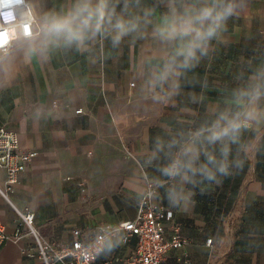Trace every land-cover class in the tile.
<instances>
[{"label": "clouds", "instance_id": "obj_1", "mask_svg": "<svg viewBox=\"0 0 264 264\" xmlns=\"http://www.w3.org/2000/svg\"><path fill=\"white\" fill-rule=\"evenodd\" d=\"M0 21L5 79L19 75L14 42L37 70L65 57L106 66L114 52L139 49L122 65L132 73L127 95L150 102L157 123L127 156L142 181L137 197L187 213L197 192L264 157V0H0Z\"/></svg>", "mask_w": 264, "mask_h": 264}, {"label": "crops", "instance_id": "obj_2", "mask_svg": "<svg viewBox=\"0 0 264 264\" xmlns=\"http://www.w3.org/2000/svg\"><path fill=\"white\" fill-rule=\"evenodd\" d=\"M242 44L226 52L222 61ZM21 47L26 45L14 42L9 57L19 75L5 79L0 71V125L25 132L27 146L39 153L21 173L10 200L0 192V228L14 234L20 226L22 233L1 246L0 264H44L18 210L34 212L42 236L67 243L74 238V227L88 238L99 226L134 218L142 198L132 190L139 191L142 181L127 156L150 128L156 131L157 110L139 96L127 95L132 73H122V65L130 57L134 61L138 48L114 52L106 66L87 68L65 57L37 70L23 58ZM216 71L220 74L219 66ZM110 113L125 114L129 122L114 125ZM5 177L0 168L1 184ZM195 199L187 213L159 201L172 213L167 229L179 226L187 240L161 264H264V157L252 159L213 191L197 192ZM114 238L105 241L99 261L119 264L134 250L132 237L110 251L106 245Z\"/></svg>", "mask_w": 264, "mask_h": 264}, {"label": "built area", "instance_id": "obj_3", "mask_svg": "<svg viewBox=\"0 0 264 264\" xmlns=\"http://www.w3.org/2000/svg\"><path fill=\"white\" fill-rule=\"evenodd\" d=\"M26 139L25 132L0 125V168L6 172L4 182L0 183V192L8 200L20 181L21 173L39 153L37 149L27 146ZM18 212L21 225L28 226L27 233L33 236L35 252L44 264H112L101 262L98 258L109 237H121L122 244H128L132 237L136 238L134 250L127 252L119 264H161L171 250L182 248L187 243L179 226L167 229L166 221L171 217V211L159 201L143 198L134 218L118 224L99 226L97 233L88 238L83 235L81 228L74 227V238L70 243L42 236L35 226L33 211L27 209ZM21 235L20 226H17L14 234H7L0 228V248L7 240ZM207 244H212V238L207 239Z\"/></svg>", "mask_w": 264, "mask_h": 264}]
</instances>
